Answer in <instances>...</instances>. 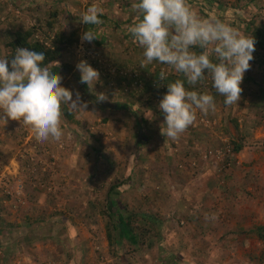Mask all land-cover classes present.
Returning <instances> with one entry per match:
<instances>
[{
	"label": "rangeland",
	"instance_id": "rangeland-1",
	"mask_svg": "<svg viewBox=\"0 0 264 264\" xmlns=\"http://www.w3.org/2000/svg\"><path fill=\"white\" fill-rule=\"evenodd\" d=\"M113 1L116 4L120 2V0ZM204 2L207 5H218L221 9L211 11L213 6H210V9H205L211 17L224 16V13L219 14L220 11L229 8H222L223 5H231L241 10L236 15L238 24L231 23L232 17L230 16L222 20L232 27L236 26L235 29L242 32L241 34L254 37L255 51L253 55L255 57L253 56L254 62L251 60L249 63L255 73H251V69L244 73L240 85L243 91L237 104L226 106L215 103V105L220 104L219 110L212 111L210 115L200 113L196 115L188 132L191 133L189 136L181 138H186L183 141L187 140L188 143H191L190 137L196 134L204 142L198 148L190 146L193 149L190 156L184 154L188 150L187 146L182 144L181 138L175 141L166 138L164 144L167 143V150L169 153L171 152L172 160L169 162V169L167 168L171 178L165 181V186L154 181V185L140 183L129 191H127L128 187L125 191L123 205L125 207L127 205L131 210L141 209L157 214L162 226H165L163 229L158 223V233L152 230L147 231L146 238L144 237L145 242L141 243L140 247H127L123 243L120 246L109 245L106 230H99L96 227H92L93 230L88 229L89 238L80 245L81 247L86 246L87 250L89 247L91 248L96 255L97 264H264V241L257 236L254 230L257 226L264 224V89L259 88L264 87V60L259 58V55L264 53V0H255L249 6L247 0L238 3L239 6H233L237 3L236 0H205ZM111 3L112 6L115 5L113 2ZM68 5V0L63 2L56 0H31L30 2L29 0H0V50L3 49L4 53H8L10 55L8 56L11 57L9 44L15 29L22 28L24 32L27 30L32 32L34 39L36 35L44 37L47 31H51L53 35L54 33L70 35L76 29L73 28L75 27L73 23L70 25L69 32L62 33L56 28V23L60 24V22H64V19L66 21L67 18L64 14L69 9ZM75 5L71 11L79 16L92 5L101 8L102 12L105 11L103 0H88L84 4L86 7H83L82 12H79ZM52 11L57 12L56 20H58L59 13L63 15L60 21L55 20V25L50 29L46 27V20ZM127 12L133 14L129 9ZM60 25L66 26V24ZM257 30L259 31L257 32ZM77 41H79L78 37L74 43ZM98 53L103 55L99 51ZM103 59L107 60V62L105 60L104 66L107 71L112 62L105 55ZM49 67L53 69V66ZM126 69L120 70L119 74L121 71L125 74ZM133 73L136 74V69H133ZM166 75L167 82H174L177 79L170 73H166ZM207 85L205 87L209 89L210 86ZM120 90L121 87L117 94ZM141 110L145 117L148 119L150 117L149 144L152 150H158L155 153L159 154L161 147L153 139L157 138L158 134L160 135L159 129L165 127L162 124L163 115L159 116L157 110L154 112H147L149 109L146 108H141ZM156 117H158L157 120ZM97 120L95 125L92 124L91 130L94 134L102 135L104 132L101 134V130L105 128V125L103 121L101 122V117H98ZM6 130L9 131L6 132ZM152 131L155 132L154 135ZM199 132H203V134H199ZM27 134L31 136L26 144L24 139L27 138ZM12 137L16 139L15 144H13ZM48 141L50 144L54 143V146H44L41 141L35 138L31 128L25 126L22 121L8 120L5 125L0 121V180L2 177H6L5 172L8 173V170L12 169L7 164L4 152H8L10 149L13 153L10 159L13 158L17 161V159H21L18 153L22 148L27 150L26 146L30 148L31 143L38 145L35 152V161L38 164L34 168L32 177L29 178L31 175L21 173V169L12 170L14 176L11 175V177L13 178L7 179L18 181L21 178L24 184L20 190H15L14 185L11 186L9 188L11 194L4 195V197L12 199L14 204L24 205L25 200L20 201L19 198L20 192L26 187L34 185L33 188L39 192V195L47 199L53 198L52 206L49 205V211L51 210L53 213L63 211L60 209H63L67 204H72V209H75V206L82 207V201L88 200L92 191L78 195L73 189L67 187L73 191L64 194V189L60 191V185L59 188H55L59 177L58 166L61 162V156L56 153V147L58 150H63L65 143L61 139ZM231 141H235L239 145L238 151H234ZM130 143L131 140L128 141L126 147ZM170 143H173L172 146ZM226 145L232 149L223 158L204 157L207 150L215 149L223 154L226 153ZM223 147L225 148L221 149ZM78 150L82 151L83 148L80 146ZM85 157V161L89 162L90 155L86 154ZM139 157L140 162H137L136 159V162H133L135 166L138 164V167L144 158L143 156ZM32 158L34 160V157ZM185 158H189L190 164H186ZM153 160L155 159L153 158ZM75 162L72 161L70 166ZM31 165L34 166V161ZM173 165L176 166L179 173L173 172ZM105 168L102 175L96 174L100 180L98 190H102V193L106 190L108 192L112 186L117 185L115 183L116 175L109 176L106 173L103 175ZM124 168L127 166L120 164L122 173ZM16 171H18L17 174ZM156 171H154L155 174ZM186 171L188 174L185 173ZM86 172L89 173V171ZM184 174H187L186 179L183 177ZM76 179L74 178V181ZM152 187L167 193L162 194L164 197L161 198L162 201L158 202ZM12 194L14 197H18L19 201L12 198ZM127 196L130 199H127ZM83 204L88 203L84 202ZM1 214L2 212H0V216ZM51 216L53 217V215ZM100 238L103 240L100 241ZM103 241H106L105 245H103ZM112 246L114 247L112 248ZM75 247L77 246L74 245L73 248ZM22 256L31 259L29 255ZM71 259L73 258L70 256L69 260ZM20 260L22 259L14 260V264H20L16 262Z\"/></svg>",
	"mask_w": 264,
	"mask_h": 264
},
{
	"label": "crops",
	"instance_id": "crops-1",
	"mask_svg": "<svg viewBox=\"0 0 264 264\" xmlns=\"http://www.w3.org/2000/svg\"><path fill=\"white\" fill-rule=\"evenodd\" d=\"M30 1L31 0H29V2ZM56 1L63 2L66 0ZM87 1L88 0H68L69 9L66 11L68 14L66 12V14H64L67 19L66 21L64 19V22H60V24H66V26L56 23V28L62 33L69 32L70 25L73 23L75 26L73 28L78 30L79 40L83 32L87 30L93 31L97 39L91 43L86 42L92 49L101 52L103 56L105 55L117 66L126 62L129 63L127 69L134 67L133 69L139 71L145 79L154 78L156 76V62L141 67L143 49L133 42V38L127 30L128 26L131 25L135 19V13L132 10V3L134 0H120L117 4L113 0H103L105 11L103 10L102 12L104 14L103 17L99 16L100 20L103 19L102 23L99 25L83 24L80 22L82 15L79 16L78 14H74V11H71L74 5L77 4L75 6H77L78 11L82 12L83 7H86L84 4ZM204 1L205 0H187L191 9L197 15L202 18H211L210 13H207L205 9H210V6L213 5H207ZM111 2L115 5L112 6ZM223 7L224 5L222 8ZM128 9L130 12H133L132 15L127 12ZM210 10L216 11L221 9H219L217 5L213 6ZM240 11L241 10H237L233 7H229L227 10L222 9L219 14L224 13V16L218 17L217 15L216 18L228 24L222 19H226L227 16H230L232 17L231 23L236 25L239 23L236 15L239 14ZM62 15L63 14L59 13L58 20L56 21H60ZM76 16L79 17L77 18ZM76 20L77 22H75ZM25 32L22 28L15 29L10 43L16 38L25 35ZM125 33H128V35L125 36ZM193 50L197 53L201 51L198 47ZM8 55V53H4L3 49L0 50V57ZM9 56L8 59H12V55L11 57ZM259 58L264 59V53L260 54ZM56 61H59L61 66L55 68V62L51 64V66H53V70L57 74L62 76L61 85L73 91V98H75V92L78 91L82 100L88 102V107L85 109L87 112H81L78 110L69 111L67 106H62L60 124L62 135L59 139L65 143V148L63 150H58L56 147V153L61 156V162L58 166L59 177L55 184V188H59L60 185V191L64 189V194H66V192L71 193L73 190L75 194L78 195H82L83 192L87 193L92 191L91 196L88 197V200L82 201V207L75 206V209H72V204H67L63 209H60L63 211H56L53 213L51 210L49 211V205L52 206L53 198L47 199L46 197H42L29 183L30 187H26L20 192V200H25L24 205L21 206L19 204H14L15 202L12 199L4 197V193L0 189V212H2L0 216V264H14V260L20 258L22 259L20 260L21 262L16 261L20 264H97L96 255L92 252L91 248L89 247V250H87L85 249L86 246L81 247L80 245L82 242L87 241L90 235L88 232L90 229L93 230L92 227H96L99 230L104 229L105 231V216L103 212L104 202L108 200V192L106 190L102 193V190H98L100 187V180H98L99 176L97 175H102V171L105 167L107 168H105L103 175L105 173L109 176L116 175L115 183L117 184V189L121 190V192L119 193L117 190H114L111 195H117L120 200H123V196L125 197V191L128 187L129 189L127 191L133 189L137 184L140 185V183L154 185V181L165 186V181L171 178L167 168L169 169L170 163L168 162H171L172 155H170L171 152L169 153L167 150V143L164 144L167 137L161 134V130L163 129L160 128L158 133H160L161 136L158 134V137L153 139L161 147L159 154H156L155 152L158 150H152L149 144L148 135L151 128L150 117L149 119L145 117L142 110H140V107L158 109L159 101L166 91L164 89L160 92L152 91L150 95L152 101L148 107L142 106L144 101L140 103V101L136 99L139 98L137 95L132 96L130 100L132 103H130L126 101L125 96L122 98L117 94L119 87H123L121 82H117L114 78L113 84H110L109 87L107 81H105L107 79L104 80L102 78L106 72L99 71L100 82L95 84L94 92H90L86 84L80 83V73L76 69L78 61L70 47H67L65 50L62 49ZM131 61H133L134 65L130 63ZM63 63L66 64L63 65ZM137 63L140 64L138 65ZM119 67L125 68L126 65ZM93 68L97 69L95 67ZM167 68L172 76L184 81L186 89L197 92L201 91L202 88L206 90L205 87L188 86L182 74H177L170 66H167ZM260 89H264V87ZM211 91H213V95L216 93L214 88H212ZM100 92H103L108 97L106 101L96 102L95 93ZM216 96L219 98L220 103L224 100V97L218 93H216ZM219 105L220 104H216L215 110H219ZM157 111L160 116L162 113L160 110ZM65 112L67 114H65ZM134 113H137V115H134ZM199 113L204 115L199 110H196V115ZM211 113L212 111L210 110L207 115ZM98 117H101L106 128L101 130V134L104 132L102 135L94 134L91 130L93 125L98 121ZM138 117H140V122L137 121ZM157 119L158 117H156V120ZM189 129L190 126L184 133L180 134L179 138L189 136L191 133H188ZM8 131L9 130H6V132ZM154 133L155 132L152 131L153 135ZM199 134H203V132H199ZM13 139V144H15L16 139ZM50 139L52 138L49 137L48 140ZM181 139L182 144L187 146L186 148L188 151L184 153L187 154V156H190L189 154L193 150L190 146L198 148L199 145H202L204 142L200 140V136L196 134L190 137L191 143H188L187 140L183 141L186 138ZM48 140L41 142L44 146H54V143H52V145ZM129 140H131V143L126 147ZM80 146L83 148L82 151L78 150ZM86 154H89L91 157L88 160L89 162L85 161ZM12 155L13 153L10 149L8 152H4L9 167H12L13 170H17L20 166H23V161L21 159H17V161L13 158L10 159ZM139 156H143L144 158L143 162L138 167V164L135 166L134 163L136 161L140 162ZM153 158L155 160H153ZM167 159L169 160L167 161ZM188 160L189 158H185L186 164L189 163ZM72 161L76 162L74 165L70 166ZM120 164L127 166V168H124L123 173L120 169ZM98 169L99 172L97 173ZM157 169L158 171H156ZM86 171H89V173ZM154 171H156V174ZM17 173L18 171H16V174ZM177 173H179L178 170H176L175 174ZM185 173L188 174V171ZM187 174L183 175L185 179ZM74 178L77 179L74 181ZM12 181L14 180L12 179ZM67 187L73 190L67 189ZM161 191L162 190H156L155 188L153 191L156 194L158 202L162 201L161 198H164L162 194H167ZM128 193L130 194V192ZM127 199L130 198L127 196ZM131 201L132 199L130 202ZM84 202L88 204L84 205ZM108 206L109 208L113 207L112 204H108ZM51 215H53V217ZM102 240L100 238V241ZM106 241L102 242L103 245L106 244ZM74 245L77 247L73 248ZM113 247L114 246H112V248ZM22 255H29L32 261ZM70 256L73 259L69 260ZM76 257H78V259H76Z\"/></svg>",
	"mask_w": 264,
	"mask_h": 264
},
{
	"label": "clouds",
	"instance_id": "clouds-1",
	"mask_svg": "<svg viewBox=\"0 0 264 264\" xmlns=\"http://www.w3.org/2000/svg\"><path fill=\"white\" fill-rule=\"evenodd\" d=\"M132 10L135 19L127 30L133 42L143 49L141 67L153 62L170 66L190 86L203 81L207 73L216 93L224 97V104H237L244 73L253 60L254 37L241 34L219 18L200 17L187 0H134ZM102 14L101 8L92 5L82 13L80 22L99 25ZM96 39L91 30L81 36L82 43ZM197 47L201 49L199 53L193 50ZM44 60L43 52L24 47L16 48L10 61L8 56L0 57V121L4 125L8 120L22 121L38 141L61 137L62 106L81 112H87L88 107L78 91L73 98V91L61 85V75L47 65L42 66ZM54 62L55 68L61 66L59 61ZM76 69L79 82L94 92L95 84L100 82L99 71L86 60H80ZM165 79L166 73L161 70L159 80ZM166 87L158 104L165 126L161 134L175 141L193 124L196 110L207 115L210 110L215 111L216 105L213 95L188 90L180 79ZM95 95L96 102L108 99L103 92Z\"/></svg>",
	"mask_w": 264,
	"mask_h": 264
},
{
	"label": "trees",
	"instance_id": "trees-1",
	"mask_svg": "<svg viewBox=\"0 0 264 264\" xmlns=\"http://www.w3.org/2000/svg\"><path fill=\"white\" fill-rule=\"evenodd\" d=\"M237 3H235L233 6H239L238 3H240L243 0H236ZM255 0H247L248 6ZM56 16H57V12L56 11H52L49 13V17L46 20V27L52 29L53 26L56 23ZM104 14L100 15V17H103ZM251 26V25H250ZM259 30H257L258 32ZM25 35H22L19 38H16L12 43L9 44V47L11 48V55L13 56L15 53V49L18 47H24V48H28L30 50H34L37 52H43L45 54V60L42 64V66H50L51 64L54 63V61H56L60 55V52L62 51V49H66L64 46L66 44V47H71L74 44V40L79 37L78 35V30H73L72 33L69 35H64V34H56L55 38H54V46L53 47H47L44 44L40 43L37 39L33 38V33L30 31L25 32ZM128 33H125V36H127ZM30 40V41H29ZM66 41V42H65ZM11 60V59H10ZM9 60V61H10ZM254 62V61H252ZM130 63L133 64V61H131ZM66 63H63V65H65ZM113 64V65H112ZM109 64V69L106 71V73H104V75L102 76V78L107 81V84L110 87V84H113V79L115 78L117 80V82H122V80L124 81L123 87H121V90L119 91V95L123 98L124 96L126 97V101H129L130 103H132L130 100L132 98V96L137 95L139 96V98H136L137 100L140 101H144L142 106H150L151 104V97L150 95L152 94V91L154 92H160L162 89H164L165 91H167V87L166 84L169 83L167 82V78L164 81H160L159 80V73L161 72V70H163L165 73H169V70L167 68V65H162L159 63H155V73L156 76L152 79H145L140 73L139 71L136 70V76L132 79L130 78V76L128 75L127 72H129V74L133 73V67H130L128 69H126V73L119 74L120 70H123L124 68L119 67V66H125V68H127L129 63L124 62L123 64H120L119 66L115 65L114 63ZM138 65L140 63H137ZM134 65V64H133ZM114 69L115 72H110V69ZM250 69H251V73H255L252 71V66L250 64ZM9 70L10 69V64H9ZM122 72V71H121ZM112 76V77H111ZM183 76V75H182ZM167 77V75H166ZM205 79L203 81L198 82L195 86H190V87H205L207 84V86H210V88L208 89V87H205L206 90H202L198 91L199 93H208L213 95V91L212 90V81L210 78L207 77V73H205ZM183 79L184 76H183ZM177 80V79H176ZM260 82V81H259ZM204 88V89H205ZM261 88V87H259ZM146 96V98H145ZM214 97V102L215 103H220L219 102V98L216 96V93H214L213 95ZM221 104H224V100L221 101ZM142 108V107H140ZM149 109L147 112H154L156 110V108H146ZM141 110V109H140ZM65 114H67L65 112ZM134 115H137V113H134ZM137 121L140 122V117L137 118ZM102 122V120H101ZM231 143L234 145V151H238L239 150V145H237V143L235 141H231ZM171 144V143H170ZM173 144V143H172ZM171 144V146H172ZM169 159H167L168 161ZM169 163V162H168ZM172 170L173 172L176 173V166H172ZM117 190L119 193L121 192V190L117 189V185L112 186L109 190H108V200L106 202H104V216H105V222H104V227L106 230V235H107V239H108V243H110L109 245H116V246H120L122 243L127 246H133V247H140L142 246L141 243L144 244V239L146 238V232L147 231H155V232H159L158 230V223L161 226V228L163 229V227L161 224V220L159 218V216L155 213L149 212V211H144V210H134V209H129L126 205V207L123 205L122 200H120L117 195H111L112 191ZM108 204H112L113 207L109 208ZM160 221V222H159ZM255 233L257 234V236L264 241V224L263 225H259L256 227ZM145 237V238H144ZM133 243V244H132Z\"/></svg>",
	"mask_w": 264,
	"mask_h": 264
},
{
	"label": "built area",
	"instance_id": "built-area-1",
	"mask_svg": "<svg viewBox=\"0 0 264 264\" xmlns=\"http://www.w3.org/2000/svg\"><path fill=\"white\" fill-rule=\"evenodd\" d=\"M35 39H37L40 43L44 44L47 47H53V41H54V35L51 34V31H47L46 35L44 37H39L38 35L35 36ZM74 53V55L76 56V60L79 62L80 60H86L92 67L97 68L98 71H103L106 72V70L104 69L105 66V60L103 59V55H101L100 53H98L97 50L92 49L86 42H81V39L79 41H77L76 43H74L71 47H70ZM107 62V60H106ZM109 69V66H108ZM110 72H115V70L112 68L110 69ZM128 75L130 76V78H134L136 75L134 73L129 74V72H127ZM123 74V72H121V75ZM122 84H124V81L122 80L121 82ZM29 136H31L30 134H27V138L24 139V142L27 144V140H29ZM37 147L38 145L35 144H30V148L29 146L27 148V150L25 149H21L19 151V156L21 157V160H23L24 165L22 166L21 169V173H25V174H29L31 175L30 178L32 177V174L34 172V168L37 167L38 162L35 161V155H36V151H37ZM225 152L226 153H221L218 150H207L205 151L206 153L204 154V157L209 156L210 158H223L225 156V154H227L231 149L229 146H225ZM225 147L221 148L224 149ZM34 157V160L33 158ZM34 161V166L31 165L32 162ZM11 169L8 173L5 172L6 177H2V179L0 180V189L2 190V192L4 193V195H10L11 191L9 190V188L11 186L14 187L15 190H20V188L22 187L23 180L21 178H19L18 181H12V180H8L7 178L11 177V175H13ZM14 176V175H13ZM12 182H14L15 184H13ZM34 186V185H33ZM12 198H16L19 201L18 197H14V194L11 195ZM21 201V200H20Z\"/></svg>",
	"mask_w": 264,
	"mask_h": 264
}]
</instances>
